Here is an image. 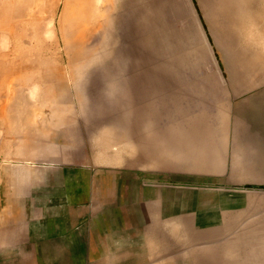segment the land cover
I'll use <instances>...</instances> for the list:
<instances>
[{
    "label": "rangeland",
    "instance_id": "obj_1",
    "mask_svg": "<svg viewBox=\"0 0 264 264\" xmlns=\"http://www.w3.org/2000/svg\"><path fill=\"white\" fill-rule=\"evenodd\" d=\"M84 2L0 0V76L21 60L52 75L59 66L68 83L61 92L42 81L20 92L2 85L0 106L20 112L0 122V169L85 167L109 188L110 252L121 255L0 256V264H264L245 255L264 249V0H132L150 8V43L128 24L111 26L124 5L107 9L86 46L74 40ZM97 8L85 11L89 25ZM78 52L87 54L70 65Z\"/></svg>",
    "mask_w": 264,
    "mask_h": 264
},
{
    "label": "crops",
    "instance_id": "obj_2",
    "mask_svg": "<svg viewBox=\"0 0 264 264\" xmlns=\"http://www.w3.org/2000/svg\"><path fill=\"white\" fill-rule=\"evenodd\" d=\"M96 179L70 162L1 167L0 256L111 253L114 205L108 186Z\"/></svg>",
    "mask_w": 264,
    "mask_h": 264
},
{
    "label": "bare ground",
    "instance_id": "obj_3",
    "mask_svg": "<svg viewBox=\"0 0 264 264\" xmlns=\"http://www.w3.org/2000/svg\"><path fill=\"white\" fill-rule=\"evenodd\" d=\"M98 1H100V0H94V1H90V2H88V0H85L84 4H86L88 2L87 3L88 6H85V5L81 4L77 8V11H76L77 20L75 22L77 33H76V36L74 37L75 41L80 42L84 46L88 45L90 43V41L94 37H96V33L94 32V30L98 26H100V27L102 26L103 27L105 21L107 19H110V16L106 17L107 14L105 15V13L107 12V9L108 8H110V10H114L116 8L123 9L124 5H128L129 6V7H127L128 9H126L127 13L122 16V20H120L118 18V16H117V20H116V17H112L111 18V22H110V24L112 23L111 26H113L117 30H120L122 28V23L128 24L129 26L127 28L129 30H131V31H134V33L137 34L138 38H140L145 43H150V41L153 39L152 35L149 34V23L150 22H148V19L150 18V8L148 6L144 5L142 8H137V7L135 8L134 6L130 5V2L132 0H101L102 1V5L99 6L98 5V3H99ZM96 3H97V7L100 8V10H102L101 13H100L101 16H100V18H98L97 22L94 23V25H89L88 22H87L88 18L85 15V11L90 9V8H92V7H95ZM241 7H243V6H241ZM262 8L264 9V3L262 5ZM215 10H216V5L213 4L211 12L213 13V12H215ZM78 15H80V18L78 17ZM218 24H220L221 27H223L225 23L223 24V21L218 20ZM222 30L225 33L226 32L228 33V29H226V26H224L222 28ZM255 38H257V39L258 38H262V35L258 34V35L255 36ZM255 38L251 37L250 41H255ZM82 48H84V47H82ZM80 54L81 53L78 52L77 54L75 53L72 57H69V59H68L69 64L70 65H76V63H74V61H76V59L78 60V59H81V58L85 57L87 53L84 56H82V57L79 56ZM93 56H94V52L92 50H90V52L85 57V60H81L80 65L78 63L76 67L77 68H83V66L87 63V61H90L93 58ZM15 66H16V70H17L16 73H14L11 76H9V75L0 76V91L3 90L1 87L5 83L6 84L9 83L8 85H10V83H14L16 85L17 92H20L21 90L24 89V87L27 86V84L30 81H42V82L47 84L45 89L51 90V91H58L59 90L58 92H61V91H64L67 88L68 83L66 82V79H65L64 75H62V73L59 72V69H60L59 66H55V69H56L57 72H55L54 75L49 74L47 71H45V69L43 67H40V66L36 65V63H32V62H23L21 60H17V61H15ZM24 69L27 70V72H22V70H24ZM72 78L73 79H71V81L74 82L75 84H78L75 81L76 78H75L74 74H72ZM9 87H8V89H9ZM11 91H12V89H11ZM19 110L20 109H18L16 107H13V109L11 110V109H9L8 105H4L3 104L2 106H0V118H1L0 122L3 123V122H6V121H11L15 117H18L19 112H20ZM7 112H9L10 114H8ZM71 118H73V116ZM71 118H69V121L72 120ZM74 120H72V121H74ZM260 141H262V140L258 138L257 142L261 143ZM262 147H263V144H262ZM163 193H157V196L159 198V205H161L162 202H164V199H166V197L163 195ZM166 200H165V203H166ZM169 207H170V204H167L166 207H165V209H166L165 213H167V214H170L167 211V210H170ZM171 224L174 225V227H172V229H174L175 228V224L173 222H171ZM146 232H145V235L147 234ZM254 246H256V249L258 247L259 251L258 250L256 251V249H253V250L256 251V253L252 254L251 252H254L252 250L251 252L245 253V255L250 253L251 256H253L251 258H254V259L256 258L257 259V257H258V259H260V258L262 259V260L260 259V261H264V249H263V251H260L261 249L259 248V246H257V244L254 245ZM262 246L264 248V245L260 244V247H262ZM260 253L262 255H260ZM160 254H162V253H160ZM169 254H171V253H168V256H169ZM250 254L248 255V257L250 256ZM256 254H257V257H256ZM109 255H111L110 259H112L114 261L115 257H117V256H119L121 254L118 252V253H115V254L109 253ZM164 255L166 256L167 254H164ZM254 255H255V257H254ZM160 257H162V255ZM160 259L164 260L163 257L160 258ZM160 259H159V261H161ZM175 260H177V259H175ZM162 262L158 263V264H162ZM167 263L168 264H173L174 262L170 261V262H167ZM252 263H253V261H252Z\"/></svg>",
    "mask_w": 264,
    "mask_h": 264
}]
</instances>
